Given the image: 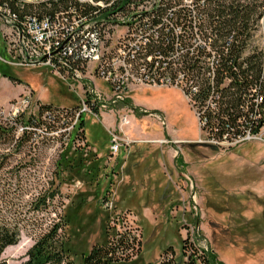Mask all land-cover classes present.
<instances>
[{"label":"rangeland","instance_id":"1","mask_svg":"<svg viewBox=\"0 0 264 264\" xmlns=\"http://www.w3.org/2000/svg\"><path fill=\"white\" fill-rule=\"evenodd\" d=\"M11 29L0 18V57L6 54ZM256 37L262 44L264 7ZM5 68L21 80L12 82L0 73V124L10 133L0 140V218L14 217L20 225L18 243L2 253L8 264H23L27 249L61 213L60 200L69 213L81 203L77 243L90 244L108 232L126 234L133 248H128L122 264H159L162 259L204 264L201 257L206 264H264L262 141L223 151L192 142L200 134L198 122L183 95L175 88L143 84L130 85L123 102L100 106L99 117L85 114L83 133H55L56 127L70 123L66 109L86 96L84 85L91 82L109 93L108 83L87 73L81 81L67 82L46 66ZM27 91L32 100L20 113L23 120L32 116L36 122L24 131L10 130L15 123L10 111ZM98 100L103 103L105 98L101 95ZM45 104H51L54 119L47 117ZM122 107L129 114L125 127L147 133L148 141L131 142L134 136L129 133L135 132L127 128L129 137L124 138L130 142L111 160L107 129L116 127ZM160 110L166 116L165 127L149 116L161 115ZM133 114L139 120L134 121ZM168 130L177 137L171 140L165 134ZM162 138L168 141H157ZM76 147L90 154L80 171L67 173L62 167L65 160L77 159ZM56 185L60 194L47 200L45 207L34 208L37 199ZM108 199L112 205L104 207ZM144 210L150 213L148 218Z\"/></svg>","mask_w":264,"mask_h":264},{"label":"trees","instance_id":"2","mask_svg":"<svg viewBox=\"0 0 264 264\" xmlns=\"http://www.w3.org/2000/svg\"><path fill=\"white\" fill-rule=\"evenodd\" d=\"M105 1L110 5L101 7L75 0H0V9L9 10L19 23L28 15L41 18L64 14L69 18L76 15L97 19L118 11L127 15L136 0ZM193 2L194 7L191 8L183 0H166L162 6L156 3L150 10L139 12L141 32L138 35H142L143 39L137 59L133 58L132 61L144 65L147 72L155 75L168 73L176 76L181 72L183 79L198 89L191 91L194 99L201 103L212 99L213 107L208 104L205 111L211 128L214 126L222 131L255 128L264 121V43L258 44L255 38L259 21L263 18L264 0ZM178 30L183 33L176 37ZM197 35L204 41L203 44L193 41ZM3 66L7 65H0L3 76L21 83L15 74ZM225 79L229 80V84L221 87ZM43 107L52 113L51 104ZM21 114L12 118L15 123L10 130L21 126L24 131L29 124L36 122L32 116L23 120ZM254 118L258 119L257 122ZM79 125H84L82 119ZM9 134L0 124V140ZM75 149L79 152L76 160L64 159L62 169L67 173L83 167L87 154H90L83 147ZM98 173L94 171L95 175ZM59 187L56 185L39 197L34 208L45 207L47 200L60 194ZM60 205L62 209L56 221L42 231L27 249L23 264H122V260L128 259V248L132 249L133 245L128 243L125 233L115 235L108 232L90 244L86 241L77 243L80 239L77 221L80 220L81 203L74 206V213L65 212L64 201L60 200ZM19 237L20 225L16 219L0 218V264H8L2 258V253L8 246L17 244ZM204 258L201 257L206 264ZM166 260L162 259L159 264H174L172 259ZM186 264H195V260L190 259Z\"/></svg>","mask_w":264,"mask_h":264},{"label":"built area","instance_id":"3","mask_svg":"<svg viewBox=\"0 0 264 264\" xmlns=\"http://www.w3.org/2000/svg\"><path fill=\"white\" fill-rule=\"evenodd\" d=\"M75 1L101 7L110 5V2L105 0ZM165 1L136 0L130 6V13L127 15H123L124 13L122 14L120 11L113 15L109 14L105 18L97 19L76 15H71L69 18L64 14L41 18L28 15L21 23L16 20L15 15L9 10L0 9V18L12 28L8 34L10 39L6 43V54L0 57V60L9 66H46L66 81H81L83 74L87 73L108 83L111 90L109 93L98 90L91 85V82L90 85H84L86 96L82 99L79 96L80 101L76 108L66 109V112L69 111L71 115L70 123L65 125L63 129L60 126L56 127L55 133H59L61 130L68 131V133L73 131L81 133L83 128L79 123L85 114L99 117L102 112L100 106L105 108L123 102L129 93L130 85L143 84L145 86L175 88L183 95L198 122L200 134L196 140H191L192 142L212 144L217 146L219 151H221L220 147L223 151L226 148L248 141L256 140L264 143V121L255 128H243L242 131H222L214 126L211 128L205 111L208 104L213 107L212 99L209 98L203 103H201L202 101L199 102L198 99H194L191 91L196 92L198 89L193 85H189L183 79L181 72H178L176 76L168 73L155 75L147 72L144 65L132 61L133 58L137 59L138 49L143 39L142 35H138L141 32V23L138 19L141 13L139 14V12L150 10L156 3L157 5L159 3L163 5ZM147 2L150 7H143ZM183 3L187 7H194L193 0H183ZM98 23H100L101 28ZM180 33L183 32L180 30L175 32L176 37L180 36ZM255 38L257 37L255 36ZM193 41L196 44L204 43L198 35ZM262 41L263 44L264 38ZM228 84L229 80L225 79L221 87H226ZM101 95L105 98L103 103L98 100ZM31 100V91L25 92L20 101L13 105L10 111L11 115L20 114L30 104ZM121 110H123V113H119L116 127L107 129L110 141V157L117 155L120 148L124 144L128 145L131 141L121 135V133H124V127L128 121L127 116L129 115L124 112V107ZM46 114L47 117L50 116L51 119H54L50 111H46ZM149 116L155 117L160 126H166V119L163 114L151 112ZM257 120L254 118V121L257 122ZM24 128L26 127L24 126ZM18 129L22 131L23 127L20 126ZM157 141L163 143L168 140L162 138ZM103 205L104 207H110L112 202L108 199Z\"/></svg>","mask_w":264,"mask_h":264},{"label":"crops","instance_id":"4","mask_svg":"<svg viewBox=\"0 0 264 264\" xmlns=\"http://www.w3.org/2000/svg\"><path fill=\"white\" fill-rule=\"evenodd\" d=\"M138 104V103H137ZM139 105H141V104H139ZM155 109H157V108H155ZM159 110V109H158ZM158 110H154V111H158ZM161 111V110H160ZM159 111V112H160ZM161 114H163V111H161L160 112ZM104 114V116H106V117H108V115H107V113H103ZM134 116H133V120L135 121V120H139L137 117H136V115L135 114H133ZM164 115V114H163ZM165 116V115H164ZM166 117V116H165ZM83 119V121H84V116L82 117ZM127 128H129V131H131L132 132V130L135 132V133H129V134H131V135H133L134 137L133 138H131V142H137V141H146L147 139H144L145 137H144V135H146L147 133H143L141 130V132L140 133H137V131H138V128L136 127H134V126H132V127H125V129H124V133H121V135L123 136V137H125L124 135L126 134V136H128L129 137V135H128V133H127ZM84 129V128H83ZM105 129H107V127L105 128ZM140 129V128H139ZM167 133H165L168 137H170L171 139L172 138H175V137H177L176 136V134L175 133H172V132H170L169 130L168 131H166ZM137 137H139V139H137ZM130 139V138H129ZM148 141V140H147ZM120 152L121 151H119V153H118V155L120 154ZM155 152H157V151H155ZM169 154V153H168ZM98 155H101V153L99 152L98 153ZM109 155L111 156V154H110V152H109ZM118 155H116V156H118ZM109 156V158H111V160H113V159H115L116 158V156L115 157H110ZM113 158V159H112ZM168 160L170 161V162H172V160H173V157H171L170 155L168 156ZM143 214H144V216L145 217H147L148 218V216H150V213H148V210H144L143 211Z\"/></svg>","mask_w":264,"mask_h":264}]
</instances>
